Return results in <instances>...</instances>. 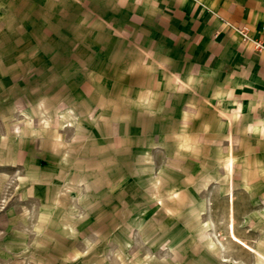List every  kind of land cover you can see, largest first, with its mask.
Segmentation results:
<instances>
[{"label": "rangeland", "instance_id": "obj_1", "mask_svg": "<svg viewBox=\"0 0 264 264\" xmlns=\"http://www.w3.org/2000/svg\"><path fill=\"white\" fill-rule=\"evenodd\" d=\"M191 54L116 0H0V264H264V149Z\"/></svg>", "mask_w": 264, "mask_h": 264}, {"label": "crops", "instance_id": "obj_2", "mask_svg": "<svg viewBox=\"0 0 264 264\" xmlns=\"http://www.w3.org/2000/svg\"><path fill=\"white\" fill-rule=\"evenodd\" d=\"M116 1L123 17L153 23L185 41L193 60L235 98L248 131L264 149V0Z\"/></svg>", "mask_w": 264, "mask_h": 264}, {"label": "built area", "instance_id": "obj_3", "mask_svg": "<svg viewBox=\"0 0 264 264\" xmlns=\"http://www.w3.org/2000/svg\"><path fill=\"white\" fill-rule=\"evenodd\" d=\"M256 46H257V48H259V49L262 47L261 44H259V43H257Z\"/></svg>", "mask_w": 264, "mask_h": 264}]
</instances>
